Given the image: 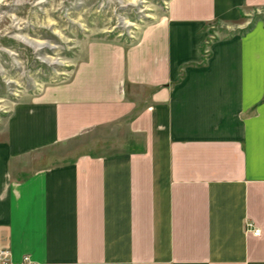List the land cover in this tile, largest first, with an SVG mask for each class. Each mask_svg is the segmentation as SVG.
Wrapping results in <instances>:
<instances>
[{
  "label": "crops",
  "instance_id": "0c3cea01",
  "mask_svg": "<svg viewBox=\"0 0 264 264\" xmlns=\"http://www.w3.org/2000/svg\"><path fill=\"white\" fill-rule=\"evenodd\" d=\"M248 11L264 0H171L138 51L90 57L70 87L17 108L0 139L10 264H264V23L199 67L208 26ZM134 86L146 100L130 121ZM124 119L119 151L30 169L40 150Z\"/></svg>",
  "mask_w": 264,
  "mask_h": 264
},
{
  "label": "rangeland",
  "instance_id": "374dc122",
  "mask_svg": "<svg viewBox=\"0 0 264 264\" xmlns=\"http://www.w3.org/2000/svg\"><path fill=\"white\" fill-rule=\"evenodd\" d=\"M170 1L0 0V139L17 108L48 90L70 87L81 69L89 68L90 57L135 53L145 39L159 34ZM257 22L264 23L261 11H248L235 22L211 23L199 67L208 59L210 45L242 35ZM130 92L131 121L146 97L141 96L139 86L130 87ZM126 122L94 124L80 135L40 150L42 157L30 169L68 163L80 155L97 157L119 151Z\"/></svg>",
  "mask_w": 264,
  "mask_h": 264
},
{
  "label": "built area",
  "instance_id": "2783aa9c",
  "mask_svg": "<svg viewBox=\"0 0 264 264\" xmlns=\"http://www.w3.org/2000/svg\"><path fill=\"white\" fill-rule=\"evenodd\" d=\"M245 232L251 233L254 237H259L260 231L251 226L250 224H247L245 226ZM24 263H28V259H23ZM0 264H10L9 263V252L5 249H0Z\"/></svg>",
  "mask_w": 264,
  "mask_h": 264
}]
</instances>
